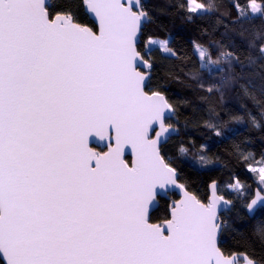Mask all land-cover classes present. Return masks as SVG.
<instances>
[{
  "label": "snow or ice",
  "instance_id": "1",
  "mask_svg": "<svg viewBox=\"0 0 264 264\" xmlns=\"http://www.w3.org/2000/svg\"><path fill=\"white\" fill-rule=\"evenodd\" d=\"M0 264H264V0H0Z\"/></svg>",
  "mask_w": 264,
  "mask_h": 264
}]
</instances>
